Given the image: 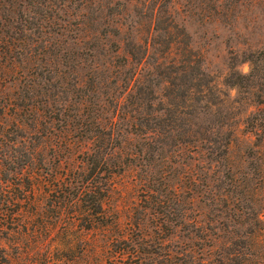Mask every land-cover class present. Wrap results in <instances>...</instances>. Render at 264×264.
I'll list each match as a JSON object with an SVG mask.
<instances>
[{"label":"rangeland","instance_id":"1","mask_svg":"<svg viewBox=\"0 0 264 264\" xmlns=\"http://www.w3.org/2000/svg\"><path fill=\"white\" fill-rule=\"evenodd\" d=\"M66 11L60 13L67 20L68 34L64 32L61 39L72 46L70 54L80 51L72 43L88 39L102 48L98 62L106 63L110 58L106 53L109 39H189L190 47L201 55L202 70L227 95L217 98L222 103L214 108L215 115L208 111L204 116L206 122H221L220 134L230 139L224 158H214L204 147L192 150L190 145L159 155V165L153 172L158 171L154 173L158 178L164 168L168 189L161 178L156 182L168 197L180 195L189 209L185 221L190 230H180L177 217L172 216L170 221L178 226L163 239L164 256L146 263L189 264L192 258L202 264H264V0H71ZM170 20L176 28H168L167 35L162 29ZM88 63L83 62L85 66ZM230 71L242 82L240 87L224 85ZM87 72V68L76 70L65 80L74 81L76 73L79 79H85ZM12 73L8 67L0 68V103L10 101L0 133L21 140L22 146L16 147L24 150L31 130L17 124L16 110L11 108L17 94V81L11 78L16 74ZM57 79L60 75L47 87ZM75 90L62 84L52 92L66 102L76 96ZM69 114L67 111L64 116ZM140 142L135 134L122 137L118 153L132 164L114 175L103 202L106 217L117 221L118 228L92 230L79 222L84 214L78 205H55L49 181L51 174L63 176L69 170L83 169L84 149L73 146L57 153L50 148L51 141L42 143L34 168L26 171L41 176L31 196L40 212L33 214L32 206L25 205L28 211L12 216L21 225L18 233L0 240L4 264H108L111 245L123 238L133 247L157 252L156 242L162 237L158 214L141 207L148 197L142 183L151 171L145 172L138 163L136 146ZM16 147L9 152H16ZM63 155L69 157L68 163L57 164ZM40 160L45 162L43 166L38 165ZM197 235L208 240L201 241ZM230 237L234 243H229Z\"/></svg>","mask_w":264,"mask_h":264},{"label":"trees","instance_id":"2","mask_svg":"<svg viewBox=\"0 0 264 264\" xmlns=\"http://www.w3.org/2000/svg\"><path fill=\"white\" fill-rule=\"evenodd\" d=\"M157 1L165 3L167 0ZM70 2L0 0V68L8 67L16 74L11 75L17 81V94L11 108L16 110L17 124L31 130L24 150L17 149L22 146L21 140L0 133V240L18 233L21 224L14 222L12 216L28 211L25 205L32 206L33 214L40 212L31 196L35 195L33 189L41 183V176L26 171L34 168L41 144L49 141L52 142L50 148L57 153L76 146L84 149L85 156L81 162L83 169L69 170L63 176L51 174L49 181L55 193V205L59 208L78 205L84 214L79 222L87 230L117 227V221L106 217L103 202L114 175L131 163L118 153L122 137L131 133L141 140L136 146L141 169L151 171L142 183V187L148 189L144 191L148 197L143 199L141 207L143 210L152 208L158 214L162 237L158 238V251L154 253L147 247H133L130 240L123 238L111 245L106 262L147 264L151 259L154 262V258L164 256V237L173 234L178 226L170 221L172 216L177 217L180 230H190L185 221L189 209L180 195L175 193L168 197L156 182L161 178L165 181L163 187L169 186L164 168L158 178L154 174L158 171L153 172L159 165V155L190 145L192 150L204 147L214 158H224L230 139L220 134L221 122H216L217 119L206 122L204 116L208 111L215 115L214 108L222 103V99L217 98L227 95L202 70L201 55L190 47L189 39L171 36L168 39H109L106 53L110 58L106 63L98 62L102 48L86 41L88 39L72 43L80 51L70 54L72 46L61 39L68 31L67 20L60 13H67ZM168 28H176L172 20L162 29L170 35ZM87 60L89 63L85 66L83 62ZM84 68L88 70L83 75L85 79H79L76 73L74 81L65 80V76L73 77L76 70ZM58 75L60 79L50 83L48 88L47 83ZM62 84L76 87V96L64 102L59 99L60 95H54L52 91ZM241 84L235 72L230 71L225 77V86L240 87ZM8 102L0 103V126L6 119ZM67 111L70 114L65 117ZM209 133L219 136L213 138ZM12 146L16 147L14 153L8 150ZM68 160L69 157L63 155L57 164L68 163ZM44 164L43 160L38 161L39 166ZM197 237L201 241L208 240L204 235ZM228 241L234 243L231 237ZM5 258L0 254V264H4ZM189 264L202 263L191 258Z\"/></svg>","mask_w":264,"mask_h":264}]
</instances>
